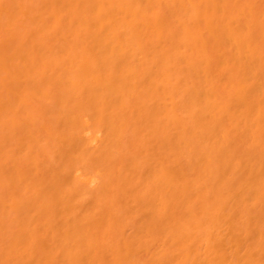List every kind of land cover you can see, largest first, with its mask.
<instances>
[{
  "label": "bare ground",
  "instance_id": "obj_1",
  "mask_svg": "<svg viewBox=\"0 0 264 264\" xmlns=\"http://www.w3.org/2000/svg\"><path fill=\"white\" fill-rule=\"evenodd\" d=\"M0 264H264V0H0Z\"/></svg>",
  "mask_w": 264,
  "mask_h": 264
}]
</instances>
